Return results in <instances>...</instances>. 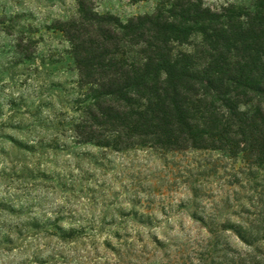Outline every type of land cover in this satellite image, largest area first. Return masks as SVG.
<instances>
[{
    "label": "rangeland",
    "instance_id": "rangeland-1",
    "mask_svg": "<svg viewBox=\"0 0 264 264\" xmlns=\"http://www.w3.org/2000/svg\"><path fill=\"white\" fill-rule=\"evenodd\" d=\"M161 2L94 6L127 21ZM77 16L78 0H0V264H196L209 243L222 261L232 255L224 248L252 250L221 227L264 234V163L254 155L76 140L87 86L57 26Z\"/></svg>",
    "mask_w": 264,
    "mask_h": 264
},
{
    "label": "trees",
    "instance_id": "trees-1",
    "mask_svg": "<svg viewBox=\"0 0 264 264\" xmlns=\"http://www.w3.org/2000/svg\"><path fill=\"white\" fill-rule=\"evenodd\" d=\"M138 1V0H134ZM78 0V16L58 23L87 86L78 142L115 149H217L264 163V0L214 8L204 0L161 2L123 21ZM200 40L192 50L182 49ZM252 250L224 261L209 243L196 264H263L264 234L223 224ZM185 264H188L185 262Z\"/></svg>",
    "mask_w": 264,
    "mask_h": 264
}]
</instances>
